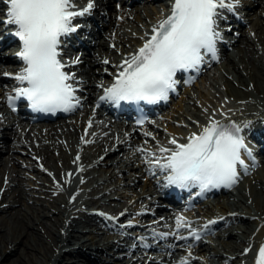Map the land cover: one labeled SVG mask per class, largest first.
I'll return each mask as SVG.
<instances>
[{"label": "bare ground", "instance_id": "bare-ground-1", "mask_svg": "<svg viewBox=\"0 0 264 264\" xmlns=\"http://www.w3.org/2000/svg\"><path fill=\"white\" fill-rule=\"evenodd\" d=\"M158 5L165 8V0ZM150 7L154 12L144 10L145 19L132 22L125 20V11L111 13L105 6L94 17L75 19L85 23L75 33L86 36L75 43L70 34L63 55L69 61L80 58L66 71L76 73L81 103L111 78L123 55L142 44L140 38L159 19ZM7 9L8 0H0V21ZM225 14L230 19L222 20L218 59L204 60L196 70L199 85L182 86L178 98L143 125L125 124L122 134L108 135V126H87L82 111L45 125H19L7 111L0 112V264H85L88 259L95 264H253L249 256L264 241V152L245 161L247 168L239 169L232 187L206 190L186 207L188 196L200 188L192 187L168 206L157 202L150 189L165 184L166 173L150 171L145 153L137 151L156 152L172 137L182 140L194 130L193 122L204 124L209 116L264 133V0H239ZM9 30L14 26L0 23V35ZM9 52L8 46L0 48V59L10 60L4 56ZM18 72L19 65L0 66V104L18 86L13 78ZM227 99L232 103L224 104ZM177 216L191 221L200 238L188 237L186 229L178 233L184 239L160 236L174 230ZM209 220L215 223L203 227Z\"/></svg>", "mask_w": 264, "mask_h": 264}, {"label": "snow or ice", "instance_id": "snow-or-ice-1", "mask_svg": "<svg viewBox=\"0 0 264 264\" xmlns=\"http://www.w3.org/2000/svg\"><path fill=\"white\" fill-rule=\"evenodd\" d=\"M238 3L239 0H172L169 13L140 38L142 44L134 52L123 55L112 73V83L100 86L103 94L99 100L116 106L121 102L156 104L168 100L179 72L198 71L206 54L215 58L216 43L222 39L217 21L223 18V10L233 11ZM93 8V0H88L82 9L75 0H8L7 17L0 23L14 26L13 35L21 44L16 55L24 64L13 76L21 86L13 89L9 101L23 98L33 111L43 113L72 112L81 104L76 95V73L66 71L69 66L79 64L80 58L62 61L60 46L63 37L80 27L74 20L89 14ZM103 63L107 65L109 61ZM91 123L89 120V127ZM193 127L182 140L172 137L167 141L168 146H160L156 152L143 147L137 151L145 153L144 163L150 166V171L166 173L164 187L198 186L202 192L232 187L238 181L239 169L247 168L241 153L252 155L241 136V127L214 116H209L204 124L193 122ZM79 159L77 155L76 160ZM213 223L209 220L203 227ZM131 224L129 221L127 226ZM181 229H186L188 236L200 238L192 222L183 216L175 218L173 231L160 236L184 239L178 235ZM249 250L244 249V253ZM181 264H187V260ZM256 264H264V244L257 251Z\"/></svg>", "mask_w": 264, "mask_h": 264}, {"label": "rangeland", "instance_id": "rangeland-1", "mask_svg": "<svg viewBox=\"0 0 264 264\" xmlns=\"http://www.w3.org/2000/svg\"><path fill=\"white\" fill-rule=\"evenodd\" d=\"M242 26H243V27H244V26L247 27V26H248V23H243ZM84 35H86V34H84ZM87 37H88V36H87ZM209 69H211V68H209ZM209 69H208V70H209ZM198 79H199V78H198ZM220 82H221V81H220ZM206 87H207V85H205L204 87H201V88L205 90ZM178 94H179V92H178L174 97L171 98V101L169 102L168 105L172 104L173 100L177 99ZM191 244H192V243H191ZM95 262H96V261H94V260H89V259H88V260L85 261L84 263H85V264H95ZM72 264H74V263H72Z\"/></svg>", "mask_w": 264, "mask_h": 264}]
</instances>
